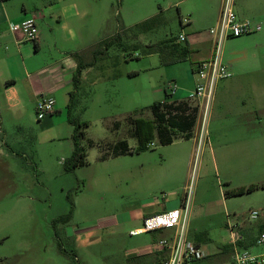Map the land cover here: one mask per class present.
Segmentation results:
<instances>
[{
	"label": "rangeland",
	"instance_id": "obj_1",
	"mask_svg": "<svg viewBox=\"0 0 264 264\" xmlns=\"http://www.w3.org/2000/svg\"><path fill=\"white\" fill-rule=\"evenodd\" d=\"M203 2L65 0L66 4L75 3L80 15L85 13L90 43L95 46L125 31L127 47L111 48L107 58L83 73L71 115L88 125L81 141L87 165L70 173L64 170V162L74 151L75 128L68 122L67 109L49 117L51 123L39 121L36 108H11L1 99L0 264H158L156 257H137L136 253L158 239L170 238L173 231L134 235L130 222L155 201L172 198L176 190L178 197L184 198L186 193L191 196L187 237L202 243L205 253L230 245L231 226L243 225L247 244L259 235L253 228L260 229L264 224V189L231 198L224 194L264 183V151H253L250 158H245L250 173L244 180L237 169L229 176L233 182L227 181L216 169L210 151L212 127L219 122L213 114L220 110L217 104L202 108L191 141L179 134L173 137L171 146L162 147L154 128L139 141L131 133L130 118L153 122L150 107L164 99L170 82H175L178 89L185 83L195 90V82H188L185 76L191 61L163 65L159 55L146 54L148 47L195 33L216 52L217 35L212 30L217 25L194 31L187 23L188 11ZM159 14L162 19L158 27L147 32L137 29ZM252 37L254 34L232 39L231 45L239 53L251 46L245 43ZM91 50L84 54V63L92 62ZM68 101L70 96H66ZM230 101L233 113H239L238 100L232 93ZM252 109L241 117L232 114L230 120L252 121L249 129L262 132L264 113ZM257 139L264 148V138ZM119 140H127L135 152L102 160ZM147 141L155 147L146 149ZM175 153L186 156L180 170L172 158ZM236 161L239 158L232 160ZM252 211H258L261 218L251 220ZM213 262L220 263L216 259Z\"/></svg>",
	"mask_w": 264,
	"mask_h": 264
},
{
	"label": "crops",
	"instance_id": "obj_2",
	"mask_svg": "<svg viewBox=\"0 0 264 264\" xmlns=\"http://www.w3.org/2000/svg\"><path fill=\"white\" fill-rule=\"evenodd\" d=\"M223 5L224 0H204L199 5L200 8L196 4L194 9L188 11L189 27L194 31L204 26L218 27ZM233 9L239 19L253 20L262 29L255 33L254 37L247 39L245 44L251 46L243 48L239 53L231 45V40L235 38H227L221 45L223 47L220 50V62L228 67L233 75L229 79L220 80L223 81L221 83L216 82L213 89L210 106L212 108L215 103L220 110L213 113L219 122L216 127H212L210 151L216 169L230 182L233 180L229 176L237 169L240 179L244 180L250 173L246 168L245 158H250L253 151L259 152L261 149L264 151L257 139L264 138V131L249 129L254 124L252 121L230 120L232 114L241 117L250 107H253L254 112L264 113V0H233ZM30 17H36L38 28L36 42H28L22 34L12 32L10 29V24L20 23ZM88 28L85 13L80 15L75 3L66 4L65 0H0V106L2 99L8 107L32 110L42 97H51L55 100V111L44 120L53 123V120L48 118L61 113L69 104V101L66 103V96H70L73 91V77L78 68L75 56L77 54L84 56L94 46L88 41L89 34L86 32L87 29L89 33ZM185 37L186 44L192 52L187 60L191 61V69L187 70L185 76L188 82H195V90L185 87L184 83L171 100L190 101L199 107V117L202 108H206V101L204 98L194 97L197 86L202 83L197 70L200 64L212 60L215 52L212 47L206 46L197 34ZM192 55L197 58L193 59ZM90 69L92 68L87 70ZM231 93L238 100L236 102L239 105V113H233L230 108ZM162 101L164 99L160 102ZM249 102L253 105L249 106ZM255 124H260V121ZM192 140L198 142V138ZM120 141H126L129 147L127 140L118 142ZM253 141H256L255 146L252 145ZM236 157L240 161H236L235 164L232 160H236ZM172 158L177 165L176 168L180 170L186 156L175 153ZM178 192L172 191V198L162 197L160 201H155L152 206L137 215L134 221L130 222L133 226L131 231L141 229L139 224H143L144 219L163 214L181 205L183 198L176 195ZM256 230L259 228H253L254 232ZM243 231V225H239V232L245 240ZM196 244L202 247V243ZM249 250L253 254H261L264 252V246L254 244ZM206 254L207 258L201 264H216L213 262L215 259L220 263L229 264L233 256L230 250L225 251L222 247ZM152 257L157 258L155 255ZM157 263L161 264L160 261Z\"/></svg>",
	"mask_w": 264,
	"mask_h": 264
},
{
	"label": "built area",
	"instance_id": "obj_3",
	"mask_svg": "<svg viewBox=\"0 0 264 264\" xmlns=\"http://www.w3.org/2000/svg\"><path fill=\"white\" fill-rule=\"evenodd\" d=\"M12 32L20 33L28 42L38 40V28L36 17H30L20 23L10 24ZM261 26L253 20H241L233 9V0H224L220 23L216 30L217 50L212 60L199 65L197 75L202 83L197 86L194 97L204 98L206 107L210 104L214 86L218 80L229 79L232 72L220 62V50L223 41L227 38H240L261 31ZM1 35V32H0ZM178 42H186V37L180 35ZM168 94L173 96L178 86L175 82L168 84ZM55 111V100L51 97H42L36 105V115L39 121L45 119ZM155 147V143L149 144V148ZM191 204V196L186 193L179 208L160 215L144 219L143 227L132 231L134 235L142 233H156L162 231H173L170 238H162L146 246L136 253L137 257L147 255H161V264H201L207 258L203 248L190 241L187 237L188 214ZM260 217L258 211H252L250 219L255 221ZM231 241L233 256L229 264H264V252L253 254L249 249L239 247L243 237L239 232V225L231 226ZM255 246H264V233L257 236ZM224 264V263H216Z\"/></svg>",
	"mask_w": 264,
	"mask_h": 264
},
{
	"label": "trees",
	"instance_id": "obj_4",
	"mask_svg": "<svg viewBox=\"0 0 264 264\" xmlns=\"http://www.w3.org/2000/svg\"><path fill=\"white\" fill-rule=\"evenodd\" d=\"M161 14L156 15L149 20L139 24L137 29L142 32L151 31L161 24ZM125 31H118L112 37L98 42L92 48V62L84 63L83 56L77 54L75 57L78 60V68L73 77V91L70 93V101L67 106V119L70 124L75 128L73 141L74 151L70 159L64 162V170L68 173L76 170L78 167L87 165V154L85 149L81 145L82 139H84V131L88 125L86 123H79L72 118L71 112L73 109L74 98L77 95L81 84L84 71L89 68L95 67L98 60L107 58L109 50L113 47H119L126 49L124 43ZM191 50L186 44L178 42V38H170L164 40L154 46L148 47L146 54H157L160 57V61L163 65H175L181 62L189 60L191 56ZM172 96L165 92V98L162 102L154 103L150 109L153 116V122L145 121L144 119H129L131 124V133L138 141L142 139L145 134H149L154 128L156 130L157 139L161 146H168L174 142V136L179 134L184 135L185 140H189L192 136L193 130L197 123L199 107L194 106L190 101H174L171 100ZM118 129V124L114 126ZM148 141L145 143V148H149ZM135 151L128 147L126 141H120L115 144L113 152L111 154H103L102 160L107 159L109 156L120 157L125 155H132ZM257 189H264V183L260 185H251L249 187H241L237 189L227 190L224 194L225 198L237 197L247 193H251ZM264 233V224L260 226L259 234ZM258 236V235H257ZM256 236V238H257ZM256 238H254L249 244L246 240L239 242V247L249 249L255 244ZM223 250H230L233 253L232 246H223ZM157 256V261H162L161 255Z\"/></svg>",
	"mask_w": 264,
	"mask_h": 264
}]
</instances>
